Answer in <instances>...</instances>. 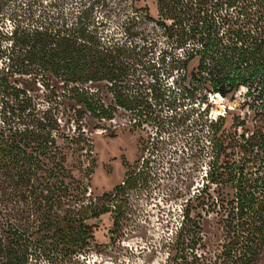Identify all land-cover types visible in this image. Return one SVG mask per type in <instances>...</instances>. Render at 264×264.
Wrapping results in <instances>:
<instances>
[{
  "label": "trees",
  "instance_id": "obj_1",
  "mask_svg": "<svg viewBox=\"0 0 264 264\" xmlns=\"http://www.w3.org/2000/svg\"><path fill=\"white\" fill-rule=\"evenodd\" d=\"M154 2L156 17L146 0H25L9 28H0L1 85L25 93L18 77L49 104L0 127V264L71 263L98 245L93 221L104 214L113 219L111 233L121 229L136 173L95 195L68 163L88 149L83 129L99 127L92 119L111 120L121 108L155 121L178 91L232 99L241 88L245 113L233 129L209 124L206 183L186 200L166 263L256 264L264 252V0ZM112 15L123 38L109 28ZM152 32L168 45L156 58ZM139 35L143 43L133 39ZM174 75L176 86L162 82ZM68 124L72 134L61 129ZM210 213L223 238L214 257L202 237Z\"/></svg>",
  "mask_w": 264,
  "mask_h": 264
},
{
  "label": "rangeland",
  "instance_id": "obj_2",
  "mask_svg": "<svg viewBox=\"0 0 264 264\" xmlns=\"http://www.w3.org/2000/svg\"><path fill=\"white\" fill-rule=\"evenodd\" d=\"M22 1L25 0H0V28H9L11 23L6 20L18 11ZM68 1L69 6L71 2L80 0ZM146 3L150 13L156 17L154 0H146ZM96 9V15L101 17L103 11L100 7ZM108 22L110 30L123 38L121 20L112 15ZM157 35L152 32L147 38L158 42L152 58L158 57L160 51L168 46L161 32ZM139 38L140 35L133 37L143 43ZM195 65L196 62H192L190 69ZM158 71L163 73L164 68ZM166 78L162 77L164 84L170 82L171 86H176L170 81L176 80L175 75ZM16 80L20 88H27L25 93L16 95L10 88L5 90L0 83V127L5 129L19 124L20 117L28 113L37 111L42 114L49 109L41 95L28 89L18 77ZM10 84H14L13 79H10ZM244 92L245 89L241 88L232 99H226L205 91L189 96L178 91L176 101L171 106L164 105L155 121H144V117L121 108L111 120L92 119L91 122L99 127L83 129L90 139L88 149L81 152L79 162L68 156L73 173L83 179L95 195L112 190L123 181L127 171L136 173L137 183L128 190L127 213L121 220V229L111 233V214L102 215L93 221L98 245L91 252L65 264H167V244L175 239L182 208L186 200L198 194L206 183L204 176L211 158L209 124L222 120L227 130L233 129V119L245 113ZM25 95L28 102L24 107L21 100ZM87 118L85 115L86 121L89 120ZM72 124L61 129L72 134L75 130ZM211 188L210 192L213 186ZM201 225L206 255L214 257L223 241L219 216L210 213L203 218ZM258 259L256 264H264V252Z\"/></svg>",
  "mask_w": 264,
  "mask_h": 264
},
{
  "label": "bare ground",
  "instance_id": "obj_3",
  "mask_svg": "<svg viewBox=\"0 0 264 264\" xmlns=\"http://www.w3.org/2000/svg\"><path fill=\"white\" fill-rule=\"evenodd\" d=\"M217 95V94H216Z\"/></svg>",
  "mask_w": 264,
  "mask_h": 264
},
{
  "label": "built area",
  "instance_id": "obj_4",
  "mask_svg": "<svg viewBox=\"0 0 264 264\" xmlns=\"http://www.w3.org/2000/svg\"><path fill=\"white\" fill-rule=\"evenodd\" d=\"M218 95V94H217Z\"/></svg>",
  "mask_w": 264,
  "mask_h": 264
}]
</instances>
